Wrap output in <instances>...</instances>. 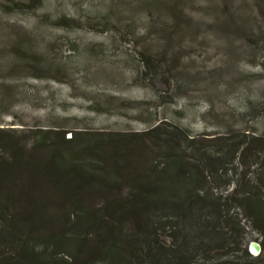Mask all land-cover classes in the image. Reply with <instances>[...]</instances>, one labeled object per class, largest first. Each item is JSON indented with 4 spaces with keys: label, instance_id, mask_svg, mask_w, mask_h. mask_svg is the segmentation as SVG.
<instances>
[{
    "label": "rangeland",
    "instance_id": "374dc122",
    "mask_svg": "<svg viewBox=\"0 0 264 264\" xmlns=\"http://www.w3.org/2000/svg\"><path fill=\"white\" fill-rule=\"evenodd\" d=\"M140 1L0 0V252H18L7 232L64 238L80 207L129 230L115 204L178 130L186 182L214 194L186 223L194 264H264L240 201L264 192V0ZM170 222L155 243L182 244ZM101 233L80 248L95 264Z\"/></svg>",
    "mask_w": 264,
    "mask_h": 264
},
{
    "label": "trees",
    "instance_id": "16d2710c",
    "mask_svg": "<svg viewBox=\"0 0 264 264\" xmlns=\"http://www.w3.org/2000/svg\"><path fill=\"white\" fill-rule=\"evenodd\" d=\"M144 1L141 0L140 3L143 4ZM156 1H159L157 3L160 8L165 11L166 0ZM174 134L172 144L168 146L172 151L167 153L166 160L162 162L163 167L152 173L155 179L146 183L141 192H136L133 198L122 199L115 204V208L121 210L124 216L133 222L129 230L122 225L119 230L114 231L106 215L97 210L80 207L77 209L82 211L76 210L68 221L66 232L71 236L64 232V238H35L32 235L18 238L7 232L13 248L18 252L13 256L8 255L10 252L2 250L0 264H95L80 256V248L85 241L84 235L95 232L98 228L102 229L103 233L99 234V240L96 242L97 260H102L104 264H194V255L190 252L188 239L195 236L191 235V231H185L186 223L197 213L196 208L200 204L205 205L214 194L193 192L194 184L186 182V178L191 174L187 162L189 159L179 152L181 144H177L175 138L182 135L184 140H188L189 135L178 130ZM72 139L73 137L68 141L73 142ZM58 166L63 172L65 166ZM196 182H199V179ZM258 194L253 197L245 196L240 201L248 208L254 223L264 228V192ZM213 207L220 216L223 210L221 202L218 200ZM173 218H178L177 240H182V244L177 241L173 245L155 243L152 237L157 231L156 224L162 222L165 227H172L170 221ZM193 224L194 222H191L192 226ZM55 247L61 248L63 252L52 250Z\"/></svg>",
    "mask_w": 264,
    "mask_h": 264
},
{
    "label": "bare ground",
    "instance_id": "6f19581e",
    "mask_svg": "<svg viewBox=\"0 0 264 264\" xmlns=\"http://www.w3.org/2000/svg\"><path fill=\"white\" fill-rule=\"evenodd\" d=\"M254 250H255V252H258L259 251L258 244H255L254 245Z\"/></svg>",
    "mask_w": 264,
    "mask_h": 264
},
{
    "label": "water",
    "instance_id": "95a60500",
    "mask_svg": "<svg viewBox=\"0 0 264 264\" xmlns=\"http://www.w3.org/2000/svg\"><path fill=\"white\" fill-rule=\"evenodd\" d=\"M255 245V244H254ZM254 245H252L253 247H254ZM258 248H259V251L258 252H256V253H260L261 252V250H262V247H261V245L260 244H258Z\"/></svg>",
    "mask_w": 264,
    "mask_h": 264
}]
</instances>
